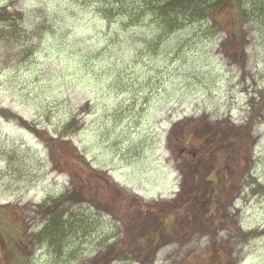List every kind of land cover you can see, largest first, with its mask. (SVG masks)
Here are the masks:
<instances>
[{
  "label": "rangeland",
  "instance_id": "1",
  "mask_svg": "<svg viewBox=\"0 0 264 264\" xmlns=\"http://www.w3.org/2000/svg\"><path fill=\"white\" fill-rule=\"evenodd\" d=\"M157 1L0 0V264H264V0Z\"/></svg>",
  "mask_w": 264,
  "mask_h": 264
},
{
  "label": "trees",
  "instance_id": "2",
  "mask_svg": "<svg viewBox=\"0 0 264 264\" xmlns=\"http://www.w3.org/2000/svg\"><path fill=\"white\" fill-rule=\"evenodd\" d=\"M120 10H122L121 7H118ZM243 8V2L242 0H159L156 3H149L146 4V6L142 10V14L144 13H150L153 16H155L157 19H160L162 22H170V21H177L179 20V16L182 17V19H189L191 20L192 17H197L199 13L202 12H208L212 16H216L219 13L222 12H229V10L232 13H238ZM150 11V12H148ZM136 15L135 12L130 11L128 13V20L129 23H134V21H138V17L141 16H134ZM231 14L229 16V20L234 22V17ZM176 17V18H175ZM230 24V23H229ZM239 142V139H238ZM241 144V143H240ZM222 180V179H221ZM233 180L225 179V181H221L219 184V188L222 191L223 185L225 184V190L234 185ZM230 189V188H229ZM223 192V191H222ZM221 193V192H219ZM4 230L3 227H0V247H6L8 245L15 246L17 244V247H22V245L28 244L27 236L22 235L20 238H8L6 239L5 235H2V231ZM30 237V236H29ZM28 258V256H27Z\"/></svg>",
  "mask_w": 264,
  "mask_h": 264
}]
</instances>
